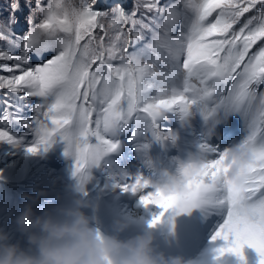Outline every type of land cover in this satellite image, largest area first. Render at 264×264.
Segmentation results:
<instances>
[{
	"label": "snow or ice",
	"instance_id": "6c2138e0",
	"mask_svg": "<svg viewBox=\"0 0 264 264\" xmlns=\"http://www.w3.org/2000/svg\"><path fill=\"white\" fill-rule=\"evenodd\" d=\"M95 2L35 0L32 9V0H14L8 20H0V42L6 45L0 47V90L38 101L26 105L34 113L30 118L3 101L0 142L18 143L13 123L32 134L28 152L58 138L65 155L74 158V175H83L119 149L122 133H130L128 140L152 164L153 143H177V131L162 124L176 120L193 133L197 151L173 157L174 171L160 173L158 180L166 187L154 195L145 191L140 202L161 210L150 226L169 211L210 206L224 217L211 236L224 241L216 252L242 259L248 245L264 264V0H178L164 6L149 0L143 6L163 20L154 19L155 27L137 19L135 9L129 13L116 4L101 11ZM23 7L30 9L28 27L16 35V14ZM143 30L150 39L137 47L145 41ZM196 117L199 132L192 127ZM233 118L239 138L227 146L213 143L221 139L218 128Z\"/></svg>",
	"mask_w": 264,
	"mask_h": 264
},
{
	"label": "bare ground",
	"instance_id": "6f19581e",
	"mask_svg": "<svg viewBox=\"0 0 264 264\" xmlns=\"http://www.w3.org/2000/svg\"><path fill=\"white\" fill-rule=\"evenodd\" d=\"M162 124L177 131V143L164 146L153 143L149 149L152 167H147L145 158L136 151L133 142L128 140L130 133H122L119 149L103 157L96 164L95 170L93 169L94 182L92 187L95 189V205H89L84 211L89 216L90 223L95 225L100 235L111 234L113 222L122 220L127 222L128 227L119 233L120 239H128L145 230H150L154 236V247L158 252L164 254V245L170 242L173 248L169 250V256L174 253L173 251H179V256H182L185 260L192 255L193 257L189 260H195L200 256L206 255L207 252L208 254L215 252L213 250L215 241L211 240V236L224 218L219 210L214 209L216 211L215 219L205 232H201V228L204 222L211 220V217L207 215L201 218L197 217V214H202L201 211L207 210L208 206L206 205L196 207L194 214L197 219L196 224L191 220L187 222L186 212L177 214L169 211L165 213L159 223L150 226L153 217L158 215L161 210L155 205H143L138 198L139 194L137 196H129V194L121 191V186L130 179L131 173L139 170L153 181H158L163 170L174 171L173 157L183 159L189 151L193 153L197 151L193 133L190 130L181 128L179 122L172 119L162 121ZM192 127L196 132H199L201 128L199 117L192 120ZM224 128L226 127H219L217 130L221 138ZM214 140L216 141L217 139L214 138L213 143H215ZM220 140H217V142ZM21 161L23 162L25 173L29 176L33 172L40 174L39 183L31 189L32 195H35L37 189H43L47 192V196L44 198L56 200L59 195H62L57 186L60 177L55 169L49 165L43 166L40 162L34 161L31 154L22 155ZM34 169L35 171H33ZM150 190V187L145 189V191ZM41 199L43 200V197ZM201 246L203 250L200 249ZM197 262L198 259L192 264Z\"/></svg>",
	"mask_w": 264,
	"mask_h": 264
},
{
	"label": "clouds",
	"instance_id": "9594fccd",
	"mask_svg": "<svg viewBox=\"0 0 264 264\" xmlns=\"http://www.w3.org/2000/svg\"><path fill=\"white\" fill-rule=\"evenodd\" d=\"M161 174L167 176V171ZM145 186L151 188L153 195L166 187L137 170L130 174L121 191L129 196L139 194L141 200ZM71 191L79 193V184L72 185ZM45 196L43 189H37L35 195H21L26 202L13 223L26 243L22 246L19 240L11 242L8 233L0 228V264H189L182 256L158 252L150 230L120 239L119 233L128 227L122 220L113 222L111 234L100 235L84 211L89 205L78 195L66 204L37 212L35 205Z\"/></svg>",
	"mask_w": 264,
	"mask_h": 264
},
{
	"label": "rangeland",
	"instance_id": "374dc122",
	"mask_svg": "<svg viewBox=\"0 0 264 264\" xmlns=\"http://www.w3.org/2000/svg\"><path fill=\"white\" fill-rule=\"evenodd\" d=\"M124 1L125 0H111V1H109V0H96L94 7H96L98 10L105 11L106 8H111V6L114 5L113 3H117V2L121 6H125L126 3ZM18 26H19V29H21L20 25H18ZM25 28H27V26ZM125 28H127V27H125ZM97 34L101 35L102 33L98 32ZM20 102L21 103H19V104H14V103L13 104L22 109V111L20 112V115L22 116L23 112H24L23 110L24 109L27 110V107L23 101L20 100ZM12 110L14 111L15 109H12ZM19 129H25V128H23L21 125L13 123L12 131H15V130L19 131ZM25 133H26V136H28V138L26 136H24V138H23L24 139L23 141H25L24 143H21L20 142L21 139H20L17 144L2 148L0 150V170L4 169V168L5 169L9 168L11 171L21 170L23 172V175H24L25 171H24V165H22L23 162L21 161V156L24 154H31V152L29 153L27 151V149H28V147L32 146V144H33V136L30 133V131L28 129H26ZM240 135H241V130H240L239 122H238V120L233 118L230 120L229 125L223 129V136H222L221 140L219 142H217V140L216 141L214 140V142L220 143L222 146H227L230 141L238 139ZM47 149L55 152L52 147H47ZM37 151L42 153V154L44 153L43 147L38 149ZM57 153H58V155L53 156V158H51V156L48 155L47 157L43 156L42 158H40L38 160H36L34 158V156L31 154L34 161L40 162L43 166L49 165L57 171V174L60 177V179L57 182V186H58L59 190L62 192V195H59V197L56 200L44 198V197H43V200L40 199L37 203L38 205L35 208L36 211L40 212L45 208H48V207H51V206H54L57 204H66V203L70 202L73 195H78L80 198H82L84 201H86L88 205L94 206L95 205V201H94L95 189L92 186H93V182H94V170L96 168V165H93L92 167L87 168L83 175H81V174L74 175V166L73 167L71 166L72 162L74 163V158H72L71 156H63V154H60L59 152H57ZM7 154H8V156H7ZM48 159H51V161H53L52 163H55V165L48 162ZM33 171H35V169ZM68 171H69V173L64 174ZM23 175H22V178H23ZM26 175H28V174L26 173ZM85 176H86V178H85ZM39 178H40V174L38 172H33L30 175V177L27 179L30 183L27 184L26 191H20V192L17 191L14 193L12 198L11 197L8 198V200L9 199L13 200L12 205H14V206L12 207V209L10 211L6 212V216H3L4 214H0V228H2L5 232L8 233L11 242H16L17 240H19L22 246L25 245L26 241L21 236V234L16 231L13 220H14L15 216L21 210L19 208V204H18V202L21 199V195L23 193H28V194L32 195L31 189H33V186H36L39 183ZM23 179L26 180V178H23ZM19 181L20 180H17V182H19ZM16 184H19V183H16ZM74 184H79V186H80L79 193L74 194L71 191V186ZM16 186H18V185H16ZM13 188H15V186H13ZM48 197H50V196H48ZM47 199H49V200H47ZM195 212H196V208H193L190 211L186 212L187 222L189 220H191L195 224L197 223V219L194 217ZM201 213L202 214H197V217L202 218V217L207 216V215H209L211 217V220H209L206 223L204 222V224L201 228V232H205L208 229L209 225L214 221L215 216H216V211L214 210V208L208 206L207 210H203V211H201ZM173 220H174V216H173ZM91 225L98 232L95 225L94 224H91ZM101 235L103 236L104 234H101ZM215 242H214V248H213V250L215 252H213L211 254H208V252H207L206 255L200 256L199 258H197L198 262L196 264H259L260 257L258 255V253L255 251V249L249 247L248 245H244L242 247L241 252H242L243 258L241 259V257L235 256L234 254H231V253H225L223 256H220L216 252L215 248L217 249L219 247L224 246V241L216 240ZM218 243H220V244H218ZM166 244L167 245H164V247H165L167 253H164V254H165V256H169V254H170L169 250L171 248H173V246H171L170 242H167ZM200 249L203 250L202 246L200 247ZM173 252L174 253L170 256H179V251H173ZM192 257H193V255L186 259V261H188L189 264H192V263H194V261L197 260V259L189 260Z\"/></svg>",
	"mask_w": 264,
	"mask_h": 264
},
{
	"label": "trees",
	"instance_id": "16d2710c",
	"mask_svg": "<svg viewBox=\"0 0 264 264\" xmlns=\"http://www.w3.org/2000/svg\"><path fill=\"white\" fill-rule=\"evenodd\" d=\"M111 1V0H109ZM14 2V0H0V20L3 21H7L8 18L11 15V4ZM21 4L23 5L25 3V0H20ZM48 0H42L43 4H47ZM93 0H74V3L79 5V4H83V3H92ZM126 4L125 6H120L123 7L127 12L131 13L134 9L137 11V16L136 18L139 20H142L144 23L146 24H152V21L154 19L157 20L158 23L162 24L163 20L159 19V14L153 10V11H148L143 5L147 2H149V0H125L124 1ZM178 0H160V5L164 6V5H168L171 3H177ZM114 5L111 6L114 7L117 3H113ZM139 5L138 8H136V6ZM31 8L34 9L35 8V0H32V4H31ZM111 8H106L105 11L110 10ZM29 7H23L22 11L18 12L16 15L19 19V23L17 25H14V33L16 35H22L23 33H25L27 31V28H25L27 26V24L25 23L26 17L29 15ZM41 18V14L40 13H36V20L37 22L39 21V19ZM21 27V29H19V26ZM153 27H155V24H152ZM28 27V26H27ZM128 27H131V25L129 24ZM145 33V41L140 42L137 47H141L143 46V43L147 42L148 39H150V33L147 30H143ZM0 47H6V45L3 42H0ZM130 51L132 50L131 48L129 49ZM48 54L46 53L45 56H47ZM36 57H33V61H36ZM6 90H0V114L3 113V109H4V103L3 101L7 98L9 99V102L14 103V104H19L21 103L20 100L21 99H13L11 98V96H7L5 95ZM22 95V94H21ZM21 101L24 102V104L28 105V104H34L37 103V98H31V97H25L24 99H22ZM33 101V102H32ZM23 115L22 117L24 118H30L33 116V112L30 108L27 107V110H23ZM1 127V126H0ZM13 133L17 134V140L19 141L21 139V143H24L25 141H23L24 136H26L25 132L26 129H19V131L15 130L12 131ZM21 134V135H20ZM23 136V137H22ZM28 138V136H26ZM13 144H9L6 142H0V150L2 148L11 146ZM48 147H52L54 149L55 152L48 150L47 148H43L44 149V153H40L38 151H36L35 153H31L34 158L36 160L42 158L43 156H48L50 155L51 158H53V156L58 155L57 152H59L60 154H63V156L65 155V148H64V143L62 141H60L58 138L56 139L55 142H53L50 146ZM57 151V152H56ZM30 153V152H29ZM73 158V157H72ZM48 162L52 163L53 161H51V159H48ZM55 165V163H52ZM72 167L74 166V163L72 162ZM71 170V169H70ZM69 170V171H70ZM66 172L64 174L69 173ZM22 175L23 172L21 170L19 171H11L9 168L8 169H1L0 170V214H4L3 216H6V212L10 211L12 209V207L14 205L13 204V200L9 199V197H13L14 193L17 191H26L27 189V184L30 183L27 179L24 180L22 179ZM17 180H20L19 182H17ZM19 183V184H16ZM18 185V186H16ZM13 186H15V188H13ZM29 187V186H28ZM26 201H24L22 198L20 199V201L18 202L19 204V208L21 209V206L25 203Z\"/></svg>",
	"mask_w": 264,
	"mask_h": 264
},
{
	"label": "water",
	"instance_id": "95a60500",
	"mask_svg": "<svg viewBox=\"0 0 264 264\" xmlns=\"http://www.w3.org/2000/svg\"><path fill=\"white\" fill-rule=\"evenodd\" d=\"M125 27H127V28H128V25H125Z\"/></svg>",
	"mask_w": 264,
	"mask_h": 264
}]
</instances>
